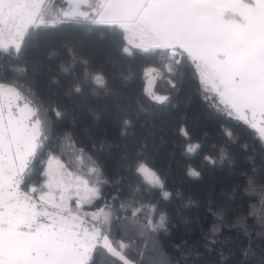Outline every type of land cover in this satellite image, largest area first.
<instances>
[{"label":"trees","instance_id":"trees-1","mask_svg":"<svg viewBox=\"0 0 264 264\" xmlns=\"http://www.w3.org/2000/svg\"><path fill=\"white\" fill-rule=\"evenodd\" d=\"M82 2L53 0L54 22L0 47V82L20 89L41 126L18 185L27 199L57 157L97 189L68 217L79 212L123 253L98 242L85 264H264V138L202 62L178 45L128 42L101 19V0Z\"/></svg>","mask_w":264,"mask_h":264},{"label":"crops","instance_id":"crops-1","mask_svg":"<svg viewBox=\"0 0 264 264\" xmlns=\"http://www.w3.org/2000/svg\"><path fill=\"white\" fill-rule=\"evenodd\" d=\"M140 6L133 11V0H102L100 13L107 22L137 19L157 40L202 62L209 68L205 77L216 75L224 99L264 138V0H145ZM13 193L22 208L26 191L15 186ZM7 196L0 187V264L84 263L89 252L81 238L61 227H38L37 209L35 226L27 229L19 213L11 215ZM28 199L38 208L42 198L37 190Z\"/></svg>","mask_w":264,"mask_h":264},{"label":"rangeland","instance_id":"rangeland-1","mask_svg":"<svg viewBox=\"0 0 264 264\" xmlns=\"http://www.w3.org/2000/svg\"><path fill=\"white\" fill-rule=\"evenodd\" d=\"M51 2L53 0H0V47L16 50L28 27L54 22L56 12H52L48 6ZM153 71V68L147 69L148 89L152 84ZM40 134V121L28 98L16 85L0 82V187L5 188L8 193L11 215L19 213L25 227L32 230L37 209L38 227L42 223L54 226L57 232L60 227L70 230V233L81 238L83 249L89 252L83 264L90 259L92 249L98 242L112 247L115 253L122 255L119 247L110 245L106 238H98V228L90 225L88 219L84 223L79 212L68 217L66 211L72 204L83 207L85 200L91 199L97 189L82 175L67 171L57 157H51L46 162L43 187L38 189V196L42 198L38 199V208L32 199L20 202L22 208L15 207L17 202L13 188L19 185L23 174L28 170L37 150ZM142 167L150 170L159 183L147 179L141 171ZM139 170L149 182L161 184L160 177L146 164H141ZM14 208L20 210L16 212Z\"/></svg>","mask_w":264,"mask_h":264},{"label":"built area","instance_id":"built-area-1","mask_svg":"<svg viewBox=\"0 0 264 264\" xmlns=\"http://www.w3.org/2000/svg\"><path fill=\"white\" fill-rule=\"evenodd\" d=\"M101 7L99 10L100 12ZM115 23L127 33L128 42L134 41L136 39L139 44L149 45V42H152L151 45L158 46L161 48L169 47L172 45L171 41H159L154 38L152 34L146 29V27L141 24V22L137 19L120 20Z\"/></svg>","mask_w":264,"mask_h":264},{"label":"snow or ice","instance_id":"snow-or-ice-1","mask_svg":"<svg viewBox=\"0 0 264 264\" xmlns=\"http://www.w3.org/2000/svg\"><path fill=\"white\" fill-rule=\"evenodd\" d=\"M153 98H154V99H163V98H160V97H153ZM141 171L144 172L146 178L149 179L151 182H153V183H159L158 178H155V177H154V174H152V173L150 172V170H148V169L142 167V168H141ZM193 174H196V173L193 172ZM165 195L167 196L168 194L165 193Z\"/></svg>","mask_w":264,"mask_h":264},{"label":"water","instance_id":"water-1","mask_svg":"<svg viewBox=\"0 0 264 264\" xmlns=\"http://www.w3.org/2000/svg\"><path fill=\"white\" fill-rule=\"evenodd\" d=\"M114 1H116V0H110V2H112V3H113ZM144 1H145V0H133V6H134V7H133V11H134L135 9H138L139 7H141L140 5H141L142 3H144ZM137 7H138V8H137ZM133 11H132V12H133ZM128 12H129V13H132V12H130L129 10H128ZM67 15H68V14H63V16H65V17H66ZM134 16H135V14H130L129 17H128V19H131V18H133ZM126 18H127V17H126ZM101 19H104V20L106 19L104 14L102 15Z\"/></svg>","mask_w":264,"mask_h":264},{"label":"flooded vegetation","instance_id":"flooded-vegetation-1","mask_svg":"<svg viewBox=\"0 0 264 264\" xmlns=\"http://www.w3.org/2000/svg\"><path fill=\"white\" fill-rule=\"evenodd\" d=\"M64 1L68 2V0H64ZM82 1L83 0H78V2H80V3H83ZM62 9L65 10V12L68 14L77 12V9L71 3H65L64 6L62 7Z\"/></svg>","mask_w":264,"mask_h":264}]
</instances>
